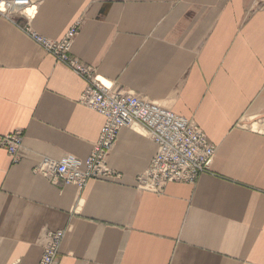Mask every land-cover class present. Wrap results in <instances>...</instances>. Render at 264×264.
<instances>
[{
  "label": "crops",
  "instance_id": "obj_1",
  "mask_svg": "<svg viewBox=\"0 0 264 264\" xmlns=\"http://www.w3.org/2000/svg\"><path fill=\"white\" fill-rule=\"evenodd\" d=\"M0 17V264H264V0H30ZM107 87L192 120L215 146L208 172L159 193L138 187L156 145L126 127L106 157L118 180L52 182L45 159L85 160L104 118L85 82L21 30L61 40Z\"/></svg>",
  "mask_w": 264,
  "mask_h": 264
},
{
  "label": "built area",
  "instance_id": "obj_2",
  "mask_svg": "<svg viewBox=\"0 0 264 264\" xmlns=\"http://www.w3.org/2000/svg\"><path fill=\"white\" fill-rule=\"evenodd\" d=\"M30 0H0V17L9 20L11 14H22ZM23 33L56 63L70 69L86 84L79 101L104 118L98 141L91 154L83 161L63 157L55 162L45 159L36 170L52 182L61 181L83 189L92 180H118L119 175L106 165V157L113 149L119 133L126 127L139 126L156 145V153L148 168L136 177L138 187L159 193L169 184L193 183L208 172L215 155V146L190 119L147 99L101 83L94 70L71 55V47L79 31L70 27L64 37L53 41L40 36L29 26L21 27ZM22 133L16 131L0 135V149L7 151L12 162L22 147ZM63 233L50 235L39 264H55ZM17 264V263H15Z\"/></svg>",
  "mask_w": 264,
  "mask_h": 264
},
{
  "label": "bare ground",
  "instance_id": "obj_3",
  "mask_svg": "<svg viewBox=\"0 0 264 264\" xmlns=\"http://www.w3.org/2000/svg\"><path fill=\"white\" fill-rule=\"evenodd\" d=\"M132 127H134V126H132ZM136 127H139V126H136ZM141 128V127H140ZM142 129V128H141Z\"/></svg>",
  "mask_w": 264,
  "mask_h": 264
}]
</instances>
